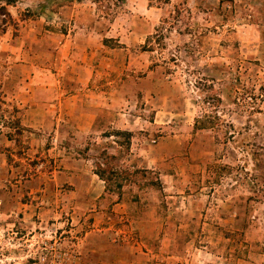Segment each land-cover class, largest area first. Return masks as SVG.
<instances>
[{
  "label": "rangeland",
  "instance_id": "obj_1",
  "mask_svg": "<svg viewBox=\"0 0 264 264\" xmlns=\"http://www.w3.org/2000/svg\"><path fill=\"white\" fill-rule=\"evenodd\" d=\"M1 7L0 264H264V0ZM86 23L135 42L110 74L148 78L137 97L117 81L134 129L104 111L75 146L57 43Z\"/></svg>",
  "mask_w": 264,
  "mask_h": 264
},
{
  "label": "crops",
  "instance_id": "obj_2",
  "mask_svg": "<svg viewBox=\"0 0 264 264\" xmlns=\"http://www.w3.org/2000/svg\"><path fill=\"white\" fill-rule=\"evenodd\" d=\"M60 33L61 37L57 47L62 54L60 70L63 77L58 79L59 83L61 80L62 85L56 90L60 96L57 109L67 114L63 123L58 122V127L63 129L61 137L69 145L77 146L76 144H80L79 140H82L87 132L98 127L100 113L110 110L114 111V115L107 128L128 131L134 129L132 125L134 118L129 121L126 118L125 106H121L126 91L118 82L129 80L134 87L130 89V92L136 93L137 97L139 91H143L142 83L148 78V75L139 76L136 69L127 73L116 71L117 74L113 75L105 67L112 62L121 67L122 59L125 58L130 46L135 42H128L127 46L107 47L102 40V36H105L104 33L92 23L75 24L74 28ZM97 36H100V39ZM70 72L75 74L71 75ZM47 88L56 89L51 85H48ZM55 89H51V91L53 92ZM109 136L111 137L112 134ZM112 143L116 144L115 141ZM160 143L153 144L152 147H158ZM135 161L140 162L137 158ZM149 161L153 163L154 159L151 158ZM169 175L168 171L161 174L163 177ZM91 186L96 190L99 186L93 177Z\"/></svg>",
  "mask_w": 264,
  "mask_h": 264
},
{
  "label": "trees",
  "instance_id": "obj_3",
  "mask_svg": "<svg viewBox=\"0 0 264 264\" xmlns=\"http://www.w3.org/2000/svg\"><path fill=\"white\" fill-rule=\"evenodd\" d=\"M8 1H12V0H8ZM0 12H1L0 15L2 14L3 17H5V18H7V17L9 18L10 17L9 13L4 8H2V11H0ZM0 21L6 22L4 19H0ZM260 88H261L262 91H264V85H262ZM246 95H247V97L249 96L250 100H253L255 98L254 95H252V94H250V95L249 94H246ZM261 97H263L262 94H261ZM209 99L210 100H216L217 102L220 101V98L218 96H214V95L213 96L210 95L209 96ZM208 102H211V101H208ZM248 103L253 104L254 101H248ZM252 106H254V105H252Z\"/></svg>",
  "mask_w": 264,
  "mask_h": 264
}]
</instances>
